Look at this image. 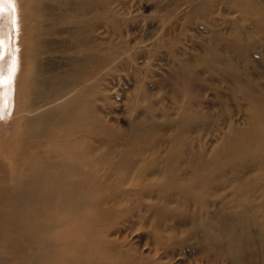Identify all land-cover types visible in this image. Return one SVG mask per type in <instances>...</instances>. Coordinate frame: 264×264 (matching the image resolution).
I'll return each instance as SVG.
<instances>
[{
  "label": "rangeland",
  "instance_id": "obj_1",
  "mask_svg": "<svg viewBox=\"0 0 264 264\" xmlns=\"http://www.w3.org/2000/svg\"><path fill=\"white\" fill-rule=\"evenodd\" d=\"M22 19L26 106L89 109L105 262L264 264V140L240 137L264 126V0H36Z\"/></svg>",
  "mask_w": 264,
  "mask_h": 264
},
{
  "label": "bare ground",
  "instance_id": "obj_2",
  "mask_svg": "<svg viewBox=\"0 0 264 264\" xmlns=\"http://www.w3.org/2000/svg\"><path fill=\"white\" fill-rule=\"evenodd\" d=\"M34 1L8 2L14 10L15 66L10 85L0 86V124L11 121L0 131V264H107L102 231L112 211L94 193L104 186L105 173L103 160L95 161L90 153L89 109H71L63 116L55 109L48 116L42 115L43 105L24 103L31 44L22 17L30 15ZM6 28L1 21L4 45ZM258 127L243 131L241 139L258 132L264 140V126Z\"/></svg>",
  "mask_w": 264,
  "mask_h": 264
},
{
  "label": "water",
  "instance_id": "obj_3",
  "mask_svg": "<svg viewBox=\"0 0 264 264\" xmlns=\"http://www.w3.org/2000/svg\"><path fill=\"white\" fill-rule=\"evenodd\" d=\"M0 23L7 26L6 38L7 45H4L3 42H0V86L8 87L11 83V78L14 72L15 62L12 57V45L14 37V27H13V15L14 10L10 3L5 2L2 5L0 4ZM9 27V28H8ZM3 117V112L0 110V118Z\"/></svg>",
  "mask_w": 264,
  "mask_h": 264
},
{
  "label": "snow or ice",
  "instance_id": "obj_4",
  "mask_svg": "<svg viewBox=\"0 0 264 264\" xmlns=\"http://www.w3.org/2000/svg\"><path fill=\"white\" fill-rule=\"evenodd\" d=\"M5 2H11V0H0V4H3ZM0 11H2V9H0Z\"/></svg>",
  "mask_w": 264,
  "mask_h": 264
}]
</instances>
